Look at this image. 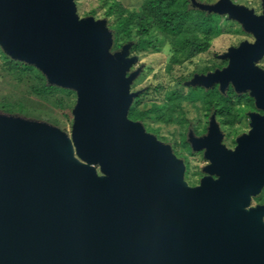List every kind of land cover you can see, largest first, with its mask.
I'll list each match as a JSON object with an SVG mask.
<instances>
[{
	"label": "water",
	"instance_id": "obj_1",
	"mask_svg": "<svg viewBox=\"0 0 264 264\" xmlns=\"http://www.w3.org/2000/svg\"><path fill=\"white\" fill-rule=\"evenodd\" d=\"M195 5L258 40L228 50L225 69L189 84L223 91L230 82L264 108L254 67L264 54V13L255 18L230 0ZM111 46L106 22L78 20L72 0H0L1 50L76 94L70 136L0 114V264H264V224L244 210L260 184L250 136L235 151L219 145L216 126L190 138L217 179L189 187L170 147L128 119L138 71L127 74L128 47Z\"/></svg>",
	"mask_w": 264,
	"mask_h": 264
},
{
	"label": "rangeland",
	"instance_id": "obj_2",
	"mask_svg": "<svg viewBox=\"0 0 264 264\" xmlns=\"http://www.w3.org/2000/svg\"><path fill=\"white\" fill-rule=\"evenodd\" d=\"M142 1L143 0H72L78 20H84L90 17L94 20H104L106 25L107 18L104 14L108 5L116 2L124 8L136 10ZM194 1L205 5H213L219 0ZM260 1L261 0H230L232 4L244 7L247 10H253L255 13L259 12ZM92 12L94 13L93 15H91ZM219 16L220 19H218L217 23L220 33L214 38L208 51L198 53L189 60L183 61L178 65H173L170 69H168V64L172 51L168 43H165L163 39H152V45L146 52L140 50L134 52L128 51L127 57L134 59V63L129 70L133 69L134 71H138V75L131 85V93H137L135 98H139V110L143 111L144 109H149L153 104H164L166 102V96L171 92H176L179 95L180 103L176 111H183L184 114L190 118L195 115L194 112H199V110H197L198 108H208L211 106L210 104L219 101L216 94L212 93L210 90L206 91L205 89V91L209 93V96H205V91L203 92L199 89L195 91L188 90L189 87L187 83L194 75L212 71L223 65L224 62L222 59L228 50L236 48L240 43L246 40L245 36L237 35L239 31L236 28L237 25L232 22V19H229L227 15ZM130 45L131 43H125L123 47H128L129 49ZM116 52L119 51H112V53ZM6 69L4 54L0 52V110L5 113L4 115L44 123L70 136L73 123L71 111L76 104V94H71L70 101L67 102L69 105L67 113L70 114L69 116H65V112L58 106L59 102L65 104L63 100L67 99L65 98V93L54 91L55 93L50 96L45 92L39 93L40 91L38 92L37 90L38 82L30 81L28 78H17V76L10 74ZM46 84L48 85V83ZM207 97H209V99L205 101ZM0 114L2 113L0 112ZM153 118L158 119L156 122L154 120H147L145 123L147 133L160 141L180 142L182 140L183 128L185 129L186 123L183 125H168L163 123L164 115L163 120L158 116H154ZM95 168H97V166ZM185 182L187 185H190L189 182L191 183V179L187 175Z\"/></svg>",
	"mask_w": 264,
	"mask_h": 264
},
{
	"label": "trees",
	"instance_id": "obj_3",
	"mask_svg": "<svg viewBox=\"0 0 264 264\" xmlns=\"http://www.w3.org/2000/svg\"><path fill=\"white\" fill-rule=\"evenodd\" d=\"M195 3L197 2L194 0H143L136 10H129L116 2L111 3L104 14L107 18L106 26L112 34L110 51H120L125 43H131L128 51L146 52L152 45V39H163L172 51L168 69L193 58L198 53L208 51L212 41L220 33L217 23L220 16L199 9ZM93 14L92 12L91 15ZM0 52L4 54L6 70L17 78H28L30 81L38 82L39 93L45 92L49 96L56 91L65 93V98H67L63 99L65 104L63 102L57 104L65 112V116H69L67 102L70 101L71 94H75L74 91L47 85L46 78L35 67L10 59L1 49ZM190 90L195 91L196 89ZM210 91L217 93L216 90ZM138 100L139 98L135 99L128 111V119L133 122L146 126L147 120L156 122L158 118H153L154 116L163 120L164 115L163 123L165 124L183 125L186 123L184 112L176 111L180 103L176 92L169 93L164 104H153L143 111L138 109L140 105ZM0 112L5 114L2 110ZM185 131L186 129L183 128L182 140Z\"/></svg>",
	"mask_w": 264,
	"mask_h": 264
},
{
	"label": "flooded vegetation",
	"instance_id": "obj_4",
	"mask_svg": "<svg viewBox=\"0 0 264 264\" xmlns=\"http://www.w3.org/2000/svg\"><path fill=\"white\" fill-rule=\"evenodd\" d=\"M263 9V0H261L259 12L255 13L253 10L250 11H252L255 18H257L263 15ZM232 22L237 25L236 28L239 31V34L237 35L246 37V40L234 49H238L243 43L253 45L257 42L258 39L253 32L245 31L242 24L236 20H233ZM258 31L259 29H257V32ZM222 60L224 62L223 65L213 69L212 71L202 72L198 76H206L207 74H212L215 71H222L228 66V60L224 56ZM254 67L258 70V75L255 74V81L259 80L261 85L260 92L264 95V54L254 62ZM135 71L133 69L129 70L127 74L129 75ZM190 81L187 82L189 87L188 90L202 89L203 92L205 89L206 91L216 90L217 93H215V91L211 92L216 94L219 101L217 103L214 102L210 104L211 106L208 108H198L197 110H199V112H194L195 115L191 118L184 114L186 131L184 133L183 140L180 142H165L160 141L157 138L156 140L161 144L170 147L172 154L180 160L184 166V181L187 175L191 179V183L189 182L190 185L188 186L195 188L200 185L203 178L216 180L217 175L205 170L211 165L210 160L205 158L206 149L194 150L190 138L200 139L206 137L212 127L216 126L220 133L219 145L226 151H235L238 147H240L239 140L244 136H250L251 155L249 158L251 162V175L255 179H260V184L258 190L254 194L250 195L248 204L244 206V210L257 211L259 213L260 221L264 224V108L257 106L256 96L251 89L235 91L232 84L229 82L222 91L220 90V84L218 83L212 84L210 87L206 88L202 85H190ZM206 91L205 96H209V93ZM135 99L136 98L133 99L132 104ZM205 99V101H207L209 97ZM214 104L220 105H216V107H214ZM143 127L145 129V126Z\"/></svg>",
	"mask_w": 264,
	"mask_h": 264
}]
</instances>
